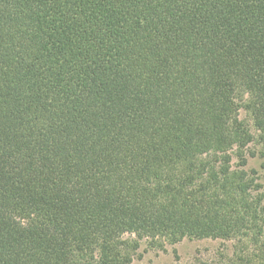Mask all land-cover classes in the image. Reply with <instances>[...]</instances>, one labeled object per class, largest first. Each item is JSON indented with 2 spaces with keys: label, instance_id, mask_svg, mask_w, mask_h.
Segmentation results:
<instances>
[{
  "label": "trees",
  "instance_id": "obj_1",
  "mask_svg": "<svg viewBox=\"0 0 264 264\" xmlns=\"http://www.w3.org/2000/svg\"><path fill=\"white\" fill-rule=\"evenodd\" d=\"M252 146L264 0H0V264L186 239L264 264Z\"/></svg>",
  "mask_w": 264,
  "mask_h": 264
},
{
  "label": "rangeland",
  "instance_id": "obj_2",
  "mask_svg": "<svg viewBox=\"0 0 264 264\" xmlns=\"http://www.w3.org/2000/svg\"><path fill=\"white\" fill-rule=\"evenodd\" d=\"M245 117V114H242ZM249 156L248 171L264 186V154L260 150ZM233 243L220 239H186L176 245L152 247L146 241L132 264H234Z\"/></svg>",
  "mask_w": 264,
  "mask_h": 264
}]
</instances>
